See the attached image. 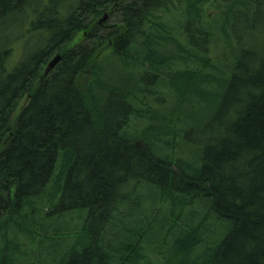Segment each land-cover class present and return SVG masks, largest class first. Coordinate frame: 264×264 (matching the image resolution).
I'll use <instances>...</instances> for the list:
<instances>
[{
    "label": "trees",
    "instance_id": "obj_1",
    "mask_svg": "<svg viewBox=\"0 0 264 264\" xmlns=\"http://www.w3.org/2000/svg\"><path fill=\"white\" fill-rule=\"evenodd\" d=\"M233 1L220 2L217 21L208 28L201 8L184 5V0H0L1 249L8 254L11 241L18 249V233L10 229L28 232L38 225L46 234L57 217L72 212L85 214L82 235L88 238L80 240L81 246L66 247L52 264H149L138 249L144 241L165 256L164 244L187 243L180 251L188 250L186 264H264V48L245 47L233 36L237 18L249 16L264 25V0ZM173 14L203 25L193 34L185 29L184 45L173 34L168 41L153 34L155 23H166ZM111 18L119 23L107 26ZM80 32L81 41L67 49ZM141 36L142 51L134 53ZM108 40L115 53L126 51L131 60L121 64V76L136 80L131 70L136 68L143 81L150 80L149 94L155 85L179 93L192 86L200 104L224 109V122L223 116H211V122L218 121L215 132H201L204 143L196 162L179 167V159L162 158L138 136L127 134L129 116L140 113L134 103L143 94L124 96L123 84L111 85L110 70L96 67L105 58L101 52ZM219 40L229 43L230 54L220 53ZM159 41L173 42L176 52L160 50ZM208 44L215 46L212 63L202 68L195 61H209ZM54 54L61 59L44 76ZM90 67L99 84L84 89L81 77ZM163 67H169L165 74L159 73ZM187 79L190 83L184 84ZM148 111L160 122L161 111ZM192 120L182 114L183 126L172 122V128L185 135ZM185 138L182 144L192 142ZM141 183L148 186L141 200L152 208L160 204V191L187 209L180 236L162 244L167 219L157 213L138 217L143 201L131 190ZM50 186L58 190L47 191ZM40 213L43 219L37 222ZM51 220L56 223L50 225ZM213 224L218 230L212 232ZM45 255L50 264V251Z\"/></svg>",
    "mask_w": 264,
    "mask_h": 264
},
{
    "label": "rangeland",
    "instance_id": "obj_2",
    "mask_svg": "<svg viewBox=\"0 0 264 264\" xmlns=\"http://www.w3.org/2000/svg\"><path fill=\"white\" fill-rule=\"evenodd\" d=\"M223 2L224 5H232L234 2L233 0H184L183 4L187 2L188 5L196 4L198 7L201 8V20L203 25L208 28H212L215 22L217 21V14L219 12L220 2ZM264 13V10H262ZM216 14V15H215ZM238 21L235 23L236 25V34H233L235 38L240 37L243 42V45L249 48H253L255 50L261 51L264 48V25L261 22L256 23L254 20L252 23V19L249 18H237ZM184 16L179 14H173L172 17H166V23H155L157 24L158 28L156 27L155 32L153 34L156 36V40L167 39L170 38V34L175 36V39L183 43L186 41V38L189 36V32L185 29H190L191 33H196L197 28L203 27L202 23H196L187 21ZM112 23H119L116 18H111L108 21L107 26ZM165 24V25H164ZM115 24H112V26ZM118 25V24H117ZM192 29V30H191ZM204 30V29H203ZM195 31V32H193ZM198 31V30H197ZM151 31L149 32V34ZM175 33V34H174ZM82 32L78 33L74 39L66 45L67 49L72 48L74 45L78 44L81 41ZM217 39H220L219 35H217ZM143 40V37L137 38V43L133 46L132 51L134 53H138L142 51V47L139 45ZM234 40H232L233 43ZM108 42L112 41L108 40L103 46H105ZM163 43V44H160ZM160 50L168 51L169 53L176 52V46L173 42H169V44L159 41ZM217 45L219 46L220 53L225 55L230 54L229 50V43L219 40ZM113 47V46H112ZM108 48L103 50L101 54L105 55V58L102 62H100L96 67L100 68V70L104 71L109 69V79L111 80V85L115 83L116 87H119L121 84L122 90L121 92L125 95H129L132 93L130 97L135 99L134 95H139L141 92L143 95H140L141 98L136 103H134V107L140 110V113H132L128 119V128L130 133H127L130 137L133 135L138 136L142 142L148 143L151 148L154 150V153L162 158L170 159L172 162L178 160V166L185 168L187 164H193L196 161L193 159L196 158L198 155L203 141V133L201 132H215L217 127V122H211L212 115L223 116L222 120L225 121V117L223 115L224 109H220L219 111H215L212 108L206 107L202 102L201 104L197 101L194 97L192 92V86H189L188 91H180L177 92L173 88H159L155 85L156 88L151 89V94H149L150 89L148 84H150V80L143 81L140 78V73L136 68L131 69L135 73H137L136 80L131 77L121 76V64L127 63L130 58L128 57V53L123 51L122 53H115L113 48ZM208 50H210L209 61L202 60L201 62L195 61L196 64L201 65L202 68L208 67L212 63V57L214 54L215 46L211 44ZM207 49V48H206ZM100 54V55H101ZM54 54L51 59L55 56ZM118 56L121 57V62L118 60ZM97 57V56H96ZM106 59V60H105ZM195 60V56L193 57ZM200 59V58H199ZM96 61V59L94 60ZM93 61V62H94ZM115 61L118 65L113 64ZM134 62V60H133ZM120 63V64H119ZM184 66V65H183ZM149 67V66H148ZM95 69V67H93ZM93 68L85 69L83 76L81 77V86L84 89H87L89 86H92V83L96 82L99 84V79L94 78ZM169 69V67H163L162 71L159 73H164ZM153 73L157 71L151 69ZM90 71V72H89ZM96 71H99L96 69ZM100 72V71H99ZM91 73V75H90ZM120 73V74H119ZM100 77V76H99ZM197 77V76H196ZM190 81L187 79L184 81V84H189ZM141 85H143V90L141 89ZM126 88V89H125ZM159 93V104L157 98ZM177 94L179 96H177ZM175 107V109H174ZM149 108L154 110H159L163 114L160 116V122L157 120H153L154 117H157L154 113L148 114L147 112ZM168 116L171 119H168ZM190 114L192 116V124L190 127V131L185 134L186 137L189 136L192 140L191 143L183 142L182 140L186 139L183 130H177L175 127L172 128V122L176 125L179 122V125L182 127L183 124L179 121L181 115ZM189 130V129H188ZM173 131L174 134L172 133ZM152 142V143H151ZM187 147V148H186ZM56 186L49 187L47 191H54ZM58 190V187L56 188ZM138 194V199L141 200L148 194V186L141 183L139 187H136L135 190L132 188L131 195L134 197V193ZM159 202L160 204L154 208L151 207L149 201L143 199V206L142 211L139 213L138 217L148 216L150 213L155 214L157 213L160 217H165L169 224V228L165 233L166 239L160 240L163 243L171 241L172 238L176 235L180 236L182 232H179L181 229H185L186 223L188 222V211L187 209L182 210L183 205L180 202L176 201L173 197V200L168 196H163V193L158 191ZM189 210H193V206L187 205L186 206ZM27 210H30L29 207H26ZM40 210V204H39ZM38 210V212H39ZM76 211V210H75ZM36 215V214H35ZM35 215L31 217L34 219ZM84 213H68L65 217L59 219L57 217V223L55 220L48 221L50 225H54L55 228H49V231L46 234H43V231L38 227L32 228L30 231H26V229L22 231L10 229L8 232L10 233H18L15 239L17 243L18 249L16 246L13 245L11 241V245L8 246L10 248L9 253L7 251L1 249L3 243H1L0 239V264H47L49 259L48 255H45V252L50 251V256H52V264L59 254H63L66 250V247L69 246H76L81 242L87 240V235H82V223L84 218ZM201 215V214H200ZM55 214L51 216L53 218ZM203 215H201L202 217ZM43 219L42 214L37 217V222H40ZM208 223L212 222V219H207ZM199 222V217L194 219V223ZM61 223L63 228H57L56 226ZM207 223V224H208ZM218 230V226L213 224L212 232L214 230ZM124 235L121 236L120 241H123L122 238ZM81 238V239H80ZM177 238L174 239V242ZM11 240V239H10ZM13 245V246H12ZM152 243H146L145 241L139 246V250L147 255L148 259L150 260L149 264H186L185 259L188 258L189 253L188 250L184 252H180L188 245L187 243L180 245H169L164 244L162 248L168 247V251L166 252L167 256L154 252L151 249ZM4 251V253H3ZM163 252V253H164ZM19 257H21L19 259ZM139 264H142L141 262ZM144 264V263H143Z\"/></svg>",
    "mask_w": 264,
    "mask_h": 264
},
{
    "label": "water",
    "instance_id": "obj_3",
    "mask_svg": "<svg viewBox=\"0 0 264 264\" xmlns=\"http://www.w3.org/2000/svg\"><path fill=\"white\" fill-rule=\"evenodd\" d=\"M114 5L107 11L104 12L101 17L98 19L97 23L102 25L109 17V15L113 12ZM111 47V42H108L105 46H103L102 50H106ZM61 59L59 54H56L46 65L44 69L43 75L45 76Z\"/></svg>",
    "mask_w": 264,
    "mask_h": 264
}]
</instances>
